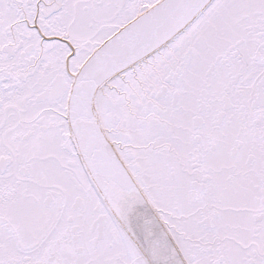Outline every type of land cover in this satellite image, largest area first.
Here are the masks:
<instances>
[{"label": "snow or ice", "instance_id": "snow-or-ice-1", "mask_svg": "<svg viewBox=\"0 0 264 264\" xmlns=\"http://www.w3.org/2000/svg\"><path fill=\"white\" fill-rule=\"evenodd\" d=\"M0 264H264V0H0Z\"/></svg>", "mask_w": 264, "mask_h": 264}]
</instances>
